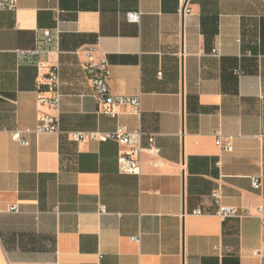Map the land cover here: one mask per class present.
Instances as JSON below:
<instances>
[{
    "label": "crops",
    "instance_id": "1",
    "mask_svg": "<svg viewBox=\"0 0 264 264\" xmlns=\"http://www.w3.org/2000/svg\"><path fill=\"white\" fill-rule=\"evenodd\" d=\"M45 29L59 30L40 58L59 68L60 132L21 145L11 133L52 114L35 99L46 69L16 54ZM89 51L105 62L111 94L140 96L139 118L126 106L98 111ZM118 125L140 129L143 148L155 135L159 153L142 155L140 176L119 172L118 143L67 138ZM218 187L222 206L249 216L219 218ZM12 205L18 213L4 212ZM259 205L264 0H17L0 12V264H264Z\"/></svg>",
    "mask_w": 264,
    "mask_h": 264
},
{
    "label": "built area",
    "instance_id": "2",
    "mask_svg": "<svg viewBox=\"0 0 264 264\" xmlns=\"http://www.w3.org/2000/svg\"><path fill=\"white\" fill-rule=\"evenodd\" d=\"M17 0H0V12L14 11L16 9ZM183 13H189V9L183 8ZM127 19L131 23L139 22V13H129ZM59 30H42L38 33L35 47L32 50L16 51L18 61L20 63H28L36 66L38 69H46L43 81L47 87V91H35V99L39 107H46L51 113L40 112L37 119V125L33 130L15 131L11 133V140L21 145H28L25 140V134H57L59 133V101H60V78L59 68L55 64H49L47 61L41 60V55H48L52 44L58 40ZM218 50L213 51V55H218ZM88 74V81L93 89L94 99L98 106V111L104 115L115 117L114 109L116 107L126 106L130 113L139 118L142 113L140 96H116L111 94L109 90V72L105 62L96 63L89 51L86 54V63L83 66ZM40 83V82H39ZM142 132L140 129L128 130L124 125H118L116 129L109 133L99 132H72L67 138L73 143L82 142H99L114 141L122 146L125 150L117 157V166L121 174L140 176L141 160L144 153L157 156L159 150L155 146L154 134L148 136V147L140 146V138ZM215 144L224 152L231 150L230 141L223 142L219 135H216ZM251 187L253 190H259L261 181L258 178L251 179ZM211 198L217 205L216 215L221 219L227 218H244L249 216L247 211H239L232 207H225L220 204L221 188L218 187L211 193ZM4 212L18 213L19 209L16 205L7 207ZM100 212H104L101 207ZM196 215L201 214L195 211ZM256 214L261 220L264 227V207L259 205L256 208ZM138 241V238H132Z\"/></svg>",
    "mask_w": 264,
    "mask_h": 264
}]
</instances>
